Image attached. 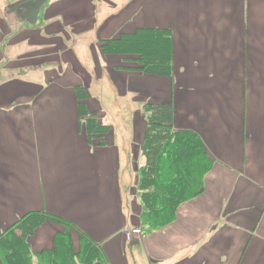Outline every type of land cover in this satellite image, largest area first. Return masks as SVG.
<instances>
[{
  "label": "crops",
  "instance_id": "obj_1",
  "mask_svg": "<svg viewBox=\"0 0 264 264\" xmlns=\"http://www.w3.org/2000/svg\"><path fill=\"white\" fill-rule=\"evenodd\" d=\"M123 2L0 0V236L27 214L45 212L76 226L75 251L82 231L107 264H264V0H145L147 26L136 30L172 31L173 75L132 74L128 84L114 80L125 73H113L128 57L104 55L103 68L91 65L86 50L95 31L88 22L99 23L100 5L103 20H114L96 38L136 31L124 26L140 0ZM37 50L59 54L60 68H8ZM84 74L121 99L132 94L131 80L157 84L140 102L143 114L147 103L171 104L174 128L195 133L211 156L202 193L183 203L168 226L143 235L140 206L132 221L131 146L117 139L118 122H102L112 128L104 146L83 134L78 88L87 91L89 113L103 118ZM145 133L135 144H144ZM64 231L46 222L30 239L32 250L53 249Z\"/></svg>",
  "mask_w": 264,
  "mask_h": 264
},
{
  "label": "trees",
  "instance_id": "obj_2",
  "mask_svg": "<svg viewBox=\"0 0 264 264\" xmlns=\"http://www.w3.org/2000/svg\"><path fill=\"white\" fill-rule=\"evenodd\" d=\"M101 48L106 55H132L139 64L134 69L144 74L162 78L173 75V35L168 29L140 28L102 41ZM78 94L81 124L87 129L88 140L92 145L99 141V146H104L112 128L87 112V93L78 88ZM144 114L147 126L142 152L146 162L140 169L138 185L143 235L171 224L178 208L202 193L205 176L213 164L195 133L174 128L171 104L147 103ZM48 221L62 224L65 231L56 235L53 249L34 253L30 239ZM75 228L73 223L50 213L27 214L0 236V264H107L101 248L82 231L80 250L75 251L70 235Z\"/></svg>",
  "mask_w": 264,
  "mask_h": 264
},
{
  "label": "rangeland",
  "instance_id": "obj_3",
  "mask_svg": "<svg viewBox=\"0 0 264 264\" xmlns=\"http://www.w3.org/2000/svg\"><path fill=\"white\" fill-rule=\"evenodd\" d=\"M113 1L114 0H110ZM129 0H124V2L121 4V7L127 3ZM132 1H138V0H132ZM97 2V1H96ZM145 0H140V3H138V9L136 8L135 10L137 11H129V19L125 22V26L128 30L133 28L134 32L138 27H144L147 26L144 23H142V17L145 18L146 14V8H147V2H145ZM117 4L119 5L118 9H120V4L117 2ZM105 8H107V6L105 5ZM126 8V5L124 6V9ZM131 8V7H130ZM103 7L100 5L99 6V12L97 14V18L99 19V23L98 24H94V17L91 18V20L88 22L89 24V28H92L95 25V28H93V30H95L94 32L90 33L89 35H87L86 37V50L88 52V58L90 59L91 65H94L95 63H99L100 67L105 68L106 64L104 63L103 60V56L106 55L103 53L102 48H101V44L102 41L99 40L98 38H96L95 33L99 32L98 28H100L103 24H107L108 26L112 25L113 23V18L112 17H107L106 19L103 20L104 18V14H101ZM123 9V10H124ZM129 10V9H126ZM105 11H107L105 9ZM120 11V10H119ZM136 14L140 17L138 20L134 21V17L136 16ZM127 18V17H126ZM126 20V19H125ZM124 20V21H125ZM112 23V24H111ZM171 24L173 26H175L177 28L178 26V21L176 18H172L171 20ZM116 35V36H115ZM121 35V32H118L117 34L114 33L113 37H118ZM92 37V39L89 42L90 37ZM100 37L103 39L105 37V34L100 33ZM3 40V37L0 36V41ZM15 42V41H14ZM13 43V42H12ZM89 43V45H88ZM91 43V44H90ZM55 49H57L58 51H60L61 49H63L62 45H58L57 47H55ZM50 50H37V51H33L31 53L28 54V58L26 59V61H11L10 63H8V68L10 70L13 71V73L18 70L16 69V67L25 64H40L42 67H44L45 71H49L48 69H52L50 72H54L55 70H58L60 67H58V65H56V60L60 57L59 54H53V52H49ZM47 52V53H45ZM90 53V54H89ZM30 56V57H29ZM110 56V55H109ZM114 56H119V57H128L129 59L122 61V64L124 65L121 68L115 69L113 71L114 75L118 74V72L120 73H125L123 76L121 77H114V80H120L121 82H127L129 81V77L133 74L134 76L137 74H141L142 72L134 69V66L136 65L138 67V63L134 61V57H132V55H114ZM30 58V59H29ZM86 58H87V53H86ZM87 58V59H88ZM44 64V65H43ZM49 65V66H48ZM129 66V67H128ZM136 67V68H137ZM96 71H97V75L100 74L99 68L96 66ZM88 73V71H86ZM89 74V73H88ZM101 76V75H99ZM84 78L87 82H91L90 85H92V96L94 97L95 100L98 101V99L101 101L99 102L101 104V110H100V114H102L101 117H103L102 119H100L101 122H107V121H112V124L114 122H118V132H117V139L118 140H127V142L130 144L131 147L130 148V153L132 155L131 161H130V169H128V172L126 173V177L127 179L130 180V183L134 185V192L132 194V199H131V204H130V210H131V217H132V221L136 222V218H137V206H141V201L138 195V185H139V179H140V168L141 166L144 164V160L142 157L137 158L136 156V151H139L141 155H143L142 153V145H139L138 143L135 144L136 141H138L140 139V136L142 137V134L145 131L146 128V119L144 117L143 114V107L141 105L140 102L144 101L145 99H147V93L149 92H156L157 91V84L154 83H148L146 80H139L136 82H133L134 80H131L132 82V94H127V96L123 99H121L118 96H110L109 94V90L106 86H104V83L101 82V80L95 79V78H91L89 75H85L84 74ZM84 90V89H83ZM85 91V90H84ZM87 93V91H85ZM88 95V94H87ZM87 100V99H86ZM86 100L84 101V104L86 103ZM86 106V105H85ZM89 113V111H87ZM108 114V118L105 119L107 116L106 114ZM91 114V113H89ZM97 116V115H94ZM98 118V116H97ZM115 127V126H114ZM135 129V132H134ZM83 134L86 135L87 137V129H83ZM132 131V132H131ZM86 132V133H85ZM144 143V141H143ZM135 146V148H134ZM136 150V151H134ZM135 152V155H134ZM123 164H125V161H123ZM133 169V174L130 173V170ZM122 189V188H121ZM123 197L125 198V192L123 194ZM130 198V196H129ZM128 213H127V208H124V217L125 219L127 218ZM134 225V224H131ZM135 231H130L129 235L132 234ZM50 233V231H49ZM141 233L139 232L138 236ZM137 234H134L133 236H135ZM75 239H78L75 237ZM73 241V240H72ZM79 239L76 241L75 240V245L78 248Z\"/></svg>",
  "mask_w": 264,
  "mask_h": 264
},
{
  "label": "built area",
  "instance_id": "obj_4",
  "mask_svg": "<svg viewBox=\"0 0 264 264\" xmlns=\"http://www.w3.org/2000/svg\"><path fill=\"white\" fill-rule=\"evenodd\" d=\"M134 234H138V233H135V232H133Z\"/></svg>",
  "mask_w": 264,
  "mask_h": 264
}]
</instances>
